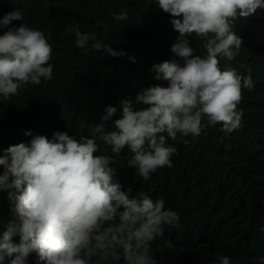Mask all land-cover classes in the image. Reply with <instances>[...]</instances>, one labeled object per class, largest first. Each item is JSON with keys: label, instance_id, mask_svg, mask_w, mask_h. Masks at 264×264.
<instances>
[{"label": "clouds", "instance_id": "1", "mask_svg": "<svg viewBox=\"0 0 264 264\" xmlns=\"http://www.w3.org/2000/svg\"><path fill=\"white\" fill-rule=\"evenodd\" d=\"M155 4L0 0V118L77 127L0 124V264H264V0Z\"/></svg>", "mask_w": 264, "mask_h": 264}, {"label": "trees", "instance_id": "2", "mask_svg": "<svg viewBox=\"0 0 264 264\" xmlns=\"http://www.w3.org/2000/svg\"><path fill=\"white\" fill-rule=\"evenodd\" d=\"M59 8L70 7L76 0H53ZM125 8L127 13L136 19L139 23L145 24L147 27L157 31L159 35H166L170 29L167 24L170 23V14L163 12L159 9L155 0H118ZM19 116L23 119V123H33L38 127L42 125H51L50 129L66 130L68 133L76 131L77 127L64 124L62 121L57 120L56 113L53 110L43 113L38 107L33 105L29 100L21 101L17 104L11 113L6 117L0 118V124L4 121L7 123L13 119L14 116ZM1 126V125H0ZM16 131L10 128L1 126L0 135L6 133L14 134ZM226 228L221 225L218 229L216 240L213 242V247L222 249L226 247L233 251L235 256L240 259L241 264H255L252 256L247 251L248 248V234L249 229ZM264 250V244H260L251 251ZM247 251V252H246Z\"/></svg>", "mask_w": 264, "mask_h": 264}]
</instances>
